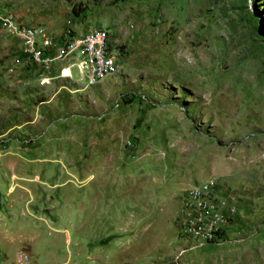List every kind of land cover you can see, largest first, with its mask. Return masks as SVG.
<instances>
[{"label": "rangeland", "instance_id": "374dc122", "mask_svg": "<svg viewBox=\"0 0 264 264\" xmlns=\"http://www.w3.org/2000/svg\"><path fill=\"white\" fill-rule=\"evenodd\" d=\"M0 264H264V0H0Z\"/></svg>", "mask_w": 264, "mask_h": 264}, {"label": "built area", "instance_id": "2783aa9c", "mask_svg": "<svg viewBox=\"0 0 264 264\" xmlns=\"http://www.w3.org/2000/svg\"><path fill=\"white\" fill-rule=\"evenodd\" d=\"M18 33L24 40L25 50H28L36 60L47 63L50 57L45 58L43 54L51 46V41L41 36L34 27H19ZM39 37L41 39H38ZM62 57H68V60L77 65L80 72L90 81H97L112 74L119 63L115 43L109 31L102 27L87 28L78 34H66L65 41L59 44L56 59ZM199 197L200 201L194 204ZM201 197V191L194 190L191 192V198L184 201V205L192 209L190 212L193 218L190 222L196 232L201 230V222L204 220L207 206ZM214 234L216 233L207 231L204 235L205 238L211 239Z\"/></svg>", "mask_w": 264, "mask_h": 264}, {"label": "bare ground", "instance_id": "6f19581e", "mask_svg": "<svg viewBox=\"0 0 264 264\" xmlns=\"http://www.w3.org/2000/svg\"><path fill=\"white\" fill-rule=\"evenodd\" d=\"M68 70H69V68H65V69H64V72H66V73H67V72H68Z\"/></svg>", "mask_w": 264, "mask_h": 264}]
</instances>
